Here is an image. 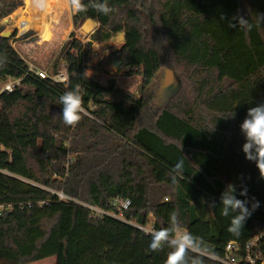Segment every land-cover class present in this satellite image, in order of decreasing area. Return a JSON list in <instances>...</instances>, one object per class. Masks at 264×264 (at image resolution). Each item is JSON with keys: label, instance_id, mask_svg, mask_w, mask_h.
Returning <instances> with one entry per match:
<instances>
[{"label": "trees", "instance_id": "16d2710c", "mask_svg": "<svg viewBox=\"0 0 264 264\" xmlns=\"http://www.w3.org/2000/svg\"><path fill=\"white\" fill-rule=\"evenodd\" d=\"M87 4L89 0H84ZM109 15L74 14V26L94 18L91 38L108 42L125 33L114 56L119 72L141 75L151 93L134 95L85 71L92 42L67 41L57 59L68 83L28 72L29 64L2 36V21L21 6L0 0V264H164L169 248L153 252L138 226L180 228L194 238L188 264H220L230 241L244 245L264 229V178L245 159L240 124L264 103V0H108ZM242 16L247 24L229 27ZM181 87L166 107L154 108L165 71ZM78 88L84 113L63 123L59 97ZM74 154V160L70 158ZM182 163V172L173 166ZM233 185L248 207L259 202L238 233L222 215L220 197ZM246 187L247 197L240 196ZM59 194L65 198L61 199ZM131 201L125 220L93 217L91 209L118 212L114 200Z\"/></svg>", "mask_w": 264, "mask_h": 264}, {"label": "clouds", "instance_id": "9594fccd", "mask_svg": "<svg viewBox=\"0 0 264 264\" xmlns=\"http://www.w3.org/2000/svg\"><path fill=\"white\" fill-rule=\"evenodd\" d=\"M59 6L67 9L72 14L85 12L89 7L103 15H109L114 11L109 6L108 0H89L86 4L84 0H57ZM30 6L40 12H47L50 0H29ZM264 18V15H259ZM233 20L236 23H229V27L243 26L247 24V20L242 16H235ZM59 104L62 105V120L65 125L76 126L82 119L84 113L83 98L78 88L65 91L59 97ZM240 131L245 138L242 145V151L245 159L255 163L259 170L261 178H264V103L255 107H251L247 111V115L240 124ZM183 161L173 166L174 172H182ZM240 196L247 197L248 191L244 187L241 189ZM222 205V215L232 216L229 225V231L238 233L243 228L245 220L251 215V212L259 207V202L252 204L251 209L248 207V200L238 199L236 190L233 185H229L220 197ZM151 236L150 249L153 252H159L165 247L169 248L164 264H188L187 253L194 251L196 243L193 236L186 230H181L179 220L175 211L170 214L169 227L147 230ZM192 264H198L193 260Z\"/></svg>", "mask_w": 264, "mask_h": 264}, {"label": "rangeland", "instance_id": "374dc122", "mask_svg": "<svg viewBox=\"0 0 264 264\" xmlns=\"http://www.w3.org/2000/svg\"><path fill=\"white\" fill-rule=\"evenodd\" d=\"M16 1L21 4V6H19L16 11L19 9H24L23 6L25 4V1ZM16 11L11 16L2 21V34H10L9 38H11L12 46L18 53L22 55V57L23 55L26 57L29 64L31 62L33 63V65L42 70L48 69L49 73L51 75H54L58 70L62 69L66 65L64 59L57 58L64 44L72 39L71 35L72 33H74L75 39H79L83 43L89 41L92 42V50L85 59V71L89 76L93 77L95 80L104 85L108 84L109 81L114 80L118 89L128 91L137 96H142L146 93L152 94V92L147 90V88L145 87L141 75H134L129 77L119 72L118 68L121 65V61H119L114 56V54L119 49H121L123 44L117 43L114 38L108 42H105L99 40L100 38L93 40L91 38L92 35H83L81 33V28L74 26V14L70 13L68 10L65 13H62V16H59L60 18L55 17L54 21L52 20V22L54 23H52L51 25H47V27L44 25L45 23L42 21V18H40L39 21L37 20V22H35V18H33L35 17L33 13L34 10H32L28 21L29 23L38 27L39 31H41V36L39 37L35 29L28 28L27 31L22 30V28L20 27V19L26 18V15L21 12L14 18L13 16L15 15ZM99 27L100 24L98 26V29ZM50 29L53 34H51ZM40 38L44 41H47L49 39V42H44ZM54 57L56 58L53 61ZM116 63L118 65H115ZM13 83L14 81L11 79H8L7 81H1L0 92L2 90H6V87L9 84L13 85ZM174 92H176V89L167 86L162 77V79L158 83V87L153 92L154 108L162 109L166 107L169 101V97ZM69 157L74 160L75 155L70 154ZM55 261V257H50L32 264H55Z\"/></svg>", "mask_w": 264, "mask_h": 264}, {"label": "built area", "instance_id": "2783aa9c", "mask_svg": "<svg viewBox=\"0 0 264 264\" xmlns=\"http://www.w3.org/2000/svg\"><path fill=\"white\" fill-rule=\"evenodd\" d=\"M22 24L26 26V22L22 21ZM22 26V27H24ZM21 27V26H20ZM21 27V28H22ZM27 31V29L25 30ZM85 65V63H84ZM28 72H32L41 78H49L57 83L67 84L69 77L67 72V64L60 70H58L54 75L49 73V70H42L33 64H29ZM19 81H14L13 85L9 84L6 90H12L15 84ZM60 198H65L63 194H59ZM91 211L93 217H99L102 215H109L116 217L121 220H125L123 212L127 211L131 206V201L129 199L125 200H114L112 206L117 208L118 212L109 211L101 209L95 206L87 205ZM3 207H0V211ZM146 234H149L147 230L153 229L151 226H138ZM182 231L184 229H181ZM215 261L220 264H264V229L257 232L250 240H248L244 245H241L237 241H230L225 247V253L222 257L211 256Z\"/></svg>", "mask_w": 264, "mask_h": 264}, {"label": "water", "instance_id": "95a60500", "mask_svg": "<svg viewBox=\"0 0 264 264\" xmlns=\"http://www.w3.org/2000/svg\"><path fill=\"white\" fill-rule=\"evenodd\" d=\"M99 23L94 18L87 19L81 27V33L85 36L92 35L98 30ZM4 37H9L10 34L4 33L2 34ZM125 40V33H120L116 36V41L118 43L124 42ZM115 65H118L117 63ZM163 79L167 86L173 87L174 89L178 90L181 85L182 81L178 78L176 71L172 69H167L164 73ZM2 90L1 92H3Z\"/></svg>", "mask_w": 264, "mask_h": 264}, {"label": "bare ground", "instance_id": "6f19581e", "mask_svg": "<svg viewBox=\"0 0 264 264\" xmlns=\"http://www.w3.org/2000/svg\"><path fill=\"white\" fill-rule=\"evenodd\" d=\"M25 4H26L27 7H29L30 6L29 0H25ZM52 6L54 7V9H52ZM49 7L50 8H48L47 12H40V11H36V10L33 9L34 10L33 13H34V16H35L33 18H35V22H37V20L39 21L40 18H42V21L44 23H47L49 21L52 22V20L54 21L55 17H59L65 11V9L63 7L59 6L57 0H50ZM23 11L24 10L16 11V13H15V15L13 17H15L16 15H19L21 12L23 13ZM45 25L47 26V24H45ZM20 26L21 27L24 26L22 24V22L20 23ZM28 28L31 29V26L27 23L26 26L22 27V30L25 31Z\"/></svg>", "mask_w": 264, "mask_h": 264}, {"label": "crops", "instance_id": "0c3cea01", "mask_svg": "<svg viewBox=\"0 0 264 264\" xmlns=\"http://www.w3.org/2000/svg\"><path fill=\"white\" fill-rule=\"evenodd\" d=\"M25 1V0H24ZM23 8L24 9H19V10H24L23 11V14L24 15H26V18H23V19H25V20H23V19H20V23L22 22V21H25L26 23H28L30 26H31V29H35V31L38 33V35H39V37L41 36V31H39V29H38V27H36L35 25H33V24H31V23H29V18H30V15H31V13H32V10H33V8L31 7V6H29V7H27L26 6V4H24V6H23ZM25 9H27V10H25ZM53 9H54V7H53ZM18 11V10H17ZM28 11V12H27ZM67 10H65L63 13H65ZM17 16V15H16ZM23 16V15H22ZM62 16V15H61ZM60 16V17H61ZM21 17V16H20ZM59 17V18H60ZM15 18V17H14ZM13 18V19H14ZM28 21V22H27ZM52 23H54V22H51V21H49V22H47V23H45V24H47V25H51ZM44 24V25H45ZM46 26V25H45ZM47 27V26H46ZM50 31H51V29H50ZM49 31V32H50ZM51 34H53L52 33V31H51ZM51 36V35H50ZM41 39V38H40ZM115 40H116V37L114 38ZM42 41H44L43 39H41ZM44 42H49V39L47 40V41H44ZM117 42V41H116ZM118 43V42H117ZM122 44H124V42H121ZM20 54V53H19ZM21 55V54H20ZM22 56V55H21ZM29 57V56H28ZM30 58V57H29ZM55 58L56 57H54L53 58V61L55 60ZM23 59L28 63V61H27V59H26V57L23 55ZM29 64V63H28ZM30 64H33V63H31L30 62Z\"/></svg>", "mask_w": 264, "mask_h": 264}]
</instances>
